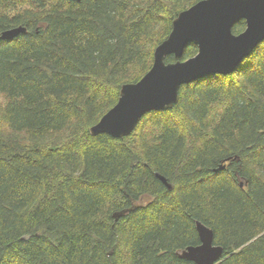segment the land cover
Listing matches in <instances>:
<instances>
[{
	"label": "trees",
	"instance_id": "1",
	"mask_svg": "<svg viewBox=\"0 0 264 264\" xmlns=\"http://www.w3.org/2000/svg\"><path fill=\"white\" fill-rule=\"evenodd\" d=\"M202 1L0 0V36L27 30L0 40V264H194L197 222L219 264H264V41L130 136L90 133Z\"/></svg>",
	"mask_w": 264,
	"mask_h": 264
},
{
	"label": "water",
	"instance_id": "2",
	"mask_svg": "<svg viewBox=\"0 0 264 264\" xmlns=\"http://www.w3.org/2000/svg\"><path fill=\"white\" fill-rule=\"evenodd\" d=\"M242 20L246 29L235 35L233 28ZM26 32V28H14L3 32L0 40H13ZM263 41L264 0L199 2L174 20L170 36L156 48L152 69L138 83L122 87L117 105L91 128V135L130 136L145 114L173 109L184 85L212 75L233 74ZM192 44L198 47V54L182 61L185 48ZM168 56H174L176 62L167 64ZM157 177L171 189L166 178ZM196 229L200 244L188 247L179 257L194 264H219L224 250L215 245L213 231L201 222Z\"/></svg>",
	"mask_w": 264,
	"mask_h": 264
},
{
	"label": "bare ground",
	"instance_id": "3",
	"mask_svg": "<svg viewBox=\"0 0 264 264\" xmlns=\"http://www.w3.org/2000/svg\"><path fill=\"white\" fill-rule=\"evenodd\" d=\"M222 167H224V169L223 170H225V166H222ZM221 168V167H220ZM221 170V169H220Z\"/></svg>",
	"mask_w": 264,
	"mask_h": 264
}]
</instances>
